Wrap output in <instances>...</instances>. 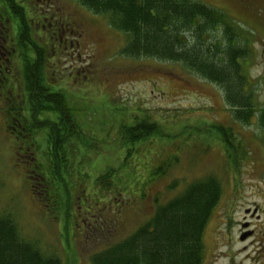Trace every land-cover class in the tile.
<instances>
[{"label":"rangeland","instance_id":"1","mask_svg":"<svg viewBox=\"0 0 264 264\" xmlns=\"http://www.w3.org/2000/svg\"><path fill=\"white\" fill-rule=\"evenodd\" d=\"M15 1L37 29H52L62 44L52 63L60 88L73 95L82 110L75 115L86 141L94 138V149L87 154L81 147L78 153L85 156L91 184L108 168L122 164V123L149 116L160 130L158 138L141 145L129 159V168L118 174L120 191H93L90 185L86 204L81 194L74 196L75 217L62 234L59 221L43 211L31 191V165L28 158L17 156L16 140L6 128L8 98L0 97V215L9 216L25 240L60 257L62 264H90L93 253L127 237L157 205L188 183L214 176L222 191L204 231L203 264H264V251L258 257V244L251 245L264 241V130L257 124L258 113L248 124L237 122L222 90L182 64L122 55L125 36L75 0ZM197 1L225 12L253 37L247 74L257 106L264 105V0ZM4 7L0 0V9ZM11 19L4 18L1 35L7 37L8 47L16 33ZM222 137L232 146L227 147ZM164 163V175L150 181ZM96 216L106 220L105 227L89 230ZM251 230L254 237L248 238Z\"/></svg>","mask_w":264,"mask_h":264},{"label":"trees","instance_id":"2","mask_svg":"<svg viewBox=\"0 0 264 264\" xmlns=\"http://www.w3.org/2000/svg\"><path fill=\"white\" fill-rule=\"evenodd\" d=\"M1 1L5 7L0 9V31H5L1 28L4 18L16 23L11 39L14 52L9 57L0 53V97L8 98L4 109L9 119L6 128L16 140L17 156L28 158L31 165L27 171L32 175L33 195L43 211L59 221L63 234L75 217L74 196L81 194L86 204L90 185L93 191L96 187L107 192L117 187L120 191L118 174L129 168V159L141 145L158 138L160 128L149 116H137L131 124L122 123L118 128L126 149L122 164L108 168L91 184L84 170L85 156L79 157L78 153L81 147L87 154L94 149V138L86 141L75 115L82 110L72 101L73 95L60 88V77L52 63L62 44L52 29H37L15 0ZM75 1L104 17L109 27L125 36L122 55L182 64L222 90L235 121L248 124L258 113L257 124L264 130V105L257 106L247 74L253 37L225 12L197 0ZM2 38L7 40L6 36ZM2 42L0 39V45ZM222 139L227 147L232 146L230 139ZM36 154L44 159L39 161ZM167 165L158 166L148 179L163 176V166ZM221 191V183L214 176L188 183L157 205L152 216L127 237L93 253L90 264H203V235ZM105 224L106 220L96 216L87 228L100 230ZM0 264L62 261L25 240L15 222L0 215Z\"/></svg>","mask_w":264,"mask_h":264},{"label":"flooded vegetation","instance_id":"3","mask_svg":"<svg viewBox=\"0 0 264 264\" xmlns=\"http://www.w3.org/2000/svg\"><path fill=\"white\" fill-rule=\"evenodd\" d=\"M1 28H6L3 24H1ZM2 33H3V31H0V39H2V41L4 42V44H2V45H0V47H1V49H0V53H1V55H2V57H4V56H6V57H9L10 55H11V53H13L14 52V49L12 48V47H8V44H7V40H3V38H2ZM53 34H55V32H53ZM2 42V43H3ZM248 229L250 228V225H248V227H247ZM254 235V233H253V231L251 230L250 231V235H249V237L248 238H250L251 236L252 237H254L253 236ZM251 237V238H252ZM248 238H246L245 240H243V241H246ZM241 241V240H240ZM254 244V246L256 245V244H258V246L256 247V249H255V252L257 253V256L259 257L260 255H261V251H264V241L263 240H257L255 243H253V241L251 242V245H253ZM262 256H264V254L262 255Z\"/></svg>","mask_w":264,"mask_h":264}]
</instances>
